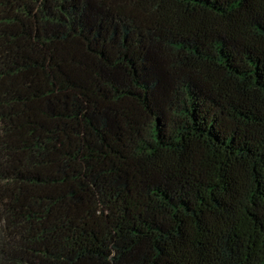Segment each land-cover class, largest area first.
<instances>
[{
	"label": "trees",
	"instance_id": "trees-1",
	"mask_svg": "<svg viewBox=\"0 0 264 264\" xmlns=\"http://www.w3.org/2000/svg\"><path fill=\"white\" fill-rule=\"evenodd\" d=\"M0 264H264V0H0Z\"/></svg>",
	"mask_w": 264,
	"mask_h": 264
}]
</instances>
